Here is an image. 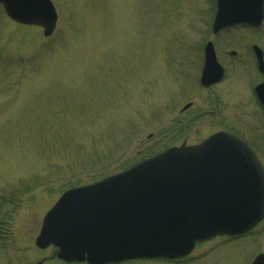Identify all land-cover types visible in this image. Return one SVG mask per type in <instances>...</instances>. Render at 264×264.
I'll list each match as a JSON object with an SVG mask.
<instances>
[{
    "label": "rangeland",
    "instance_id": "1",
    "mask_svg": "<svg viewBox=\"0 0 264 264\" xmlns=\"http://www.w3.org/2000/svg\"><path fill=\"white\" fill-rule=\"evenodd\" d=\"M52 2L58 20L47 37L11 21L0 5V264L47 253L34 250L33 239L68 186L220 129L264 150L253 93L264 69L250 49L258 45L264 57V20L213 34L215 0ZM209 40L224 75L205 88L199 79ZM260 252L264 219L241 236L201 242L177 262L124 264H251Z\"/></svg>",
    "mask_w": 264,
    "mask_h": 264
},
{
    "label": "water",
    "instance_id": "2",
    "mask_svg": "<svg viewBox=\"0 0 264 264\" xmlns=\"http://www.w3.org/2000/svg\"><path fill=\"white\" fill-rule=\"evenodd\" d=\"M0 3L11 19L38 25L46 36L53 32L57 15L50 0ZM263 3L216 0L213 32L237 24L259 25ZM254 49L262 66L261 51ZM222 75L208 42L200 81L210 85ZM256 93L264 105V83ZM263 216L261 163L243 140L221 131L197 145L171 147L95 183L67 190L46 215L36 244L54 243L61 249L59 257L92 264L133 257L180 258L196 242L244 233ZM55 227L64 231L53 235ZM252 264H264V255L258 254Z\"/></svg>",
    "mask_w": 264,
    "mask_h": 264
},
{
    "label": "flooded vegetation",
    "instance_id": "3",
    "mask_svg": "<svg viewBox=\"0 0 264 264\" xmlns=\"http://www.w3.org/2000/svg\"><path fill=\"white\" fill-rule=\"evenodd\" d=\"M251 49V52L253 54V57L255 59V63L257 65V60H256V57H255V54L253 52V49L252 47L250 48ZM264 80V79H263ZM261 80V81H263ZM259 83V82H258ZM254 93V92H253ZM255 95V94H254ZM258 107L260 108L261 113L263 114V117H264V107L261 105V103H259L258 101ZM249 142V141H248ZM250 143V142H249ZM252 144V143H251ZM257 150L260 152L261 150H263L260 145L257 146ZM264 151V150H263ZM39 227H38V233L36 234V236L39 234L40 232V229H41V226H42V219L41 221L39 222ZM36 236L34 237L33 239V245H34V250H37L39 252H47L45 253L44 255H42V257L40 258H37V259H34L32 261H27L26 264H45L47 263L48 261L50 260H54L56 261L57 264H87L86 262H76V261H73V262H65V261H62L60 259H58V257L56 256V248H54L53 246H49L47 248H44V249H41V248H38L35 246L34 244V241H35V238ZM144 259H148V258H137V259H128V260H124V261H120V262H117V263H111V264H124L126 262H129V261H140V260H144ZM134 264V263H133Z\"/></svg>",
    "mask_w": 264,
    "mask_h": 264
},
{
    "label": "trees",
    "instance_id": "4",
    "mask_svg": "<svg viewBox=\"0 0 264 264\" xmlns=\"http://www.w3.org/2000/svg\"><path fill=\"white\" fill-rule=\"evenodd\" d=\"M108 174H109V173H108ZM108 174H107V175H108ZM104 176H105V175H104Z\"/></svg>",
    "mask_w": 264,
    "mask_h": 264
}]
</instances>
